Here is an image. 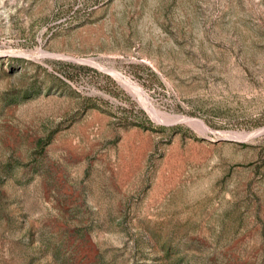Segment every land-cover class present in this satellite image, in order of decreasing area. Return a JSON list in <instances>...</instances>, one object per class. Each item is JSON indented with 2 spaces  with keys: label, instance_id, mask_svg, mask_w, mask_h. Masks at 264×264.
Wrapping results in <instances>:
<instances>
[{
  "label": "rangeland",
  "instance_id": "374dc122",
  "mask_svg": "<svg viewBox=\"0 0 264 264\" xmlns=\"http://www.w3.org/2000/svg\"><path fill=\"white\" fill-rule=\"evenodd\" d=\"M0 264H264V0H0Z\"/></svg>",
  "mask_w": 264,
  "mask_h": 264
},
{
  "label": "bare ground",
  "instance_id": "6f19581e",
  "mask_svg": "<svg viewBox=\"0 0 264 264\" xmlns=\"http://www.w3.org/2000/svg\"><path fill=\"white\" fill-rule=\"evenodd\" d=\"M118 75H120L119 73H118ZM149 103V102H148ZM188 120V119H187Z\"/></svg>",
  "mask_w": 264,
  "mask_h": 264
}]
</instances>
